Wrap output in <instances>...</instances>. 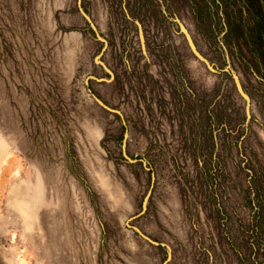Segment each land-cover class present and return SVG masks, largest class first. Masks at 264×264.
<instances>
[{"label": "rangeland", "instance_id": "374dc122", "mask_svg": "<svg viewBox=\"0 0 264 264\" xmlns=\"http://www.w3.org/2000/svg\"><path fill=\"white\" fill-rule=\"evenodd\" d=\"M0 264H264V0H0Z\"/></svg>", "mask_w": 264, "mask_h": 264}, {"label": "water", "instance_id": "95a60500", "mask_svg": "<svg viewBox=\"0 0 264 264\" xmlns=\"http://www.w3.org/2000/svg\"><path fill=\"white\" fill-rule=\"evenodd\" d=\"M177 23H178V26H179V30L180 32L184 35L185 39L187 40L190 48H191V52L193 53V55L198 58L199 60L203 61L207 67H209V69L211 70H215V68L213 67V65H211L209 63V61L199 52V50L197 49L192 37H191V34L189 33V31L187 30V28L182 24L181 21H179L178 19H176ZM94 26V25H93ZM95 34H96V37L99 38V39H102L104 41V43H106V40L104 38H101V36L99 35V33L97 31H95ZM143 45V44H142ZM146 50V49H145ZM94 79L98 80V81H101V80H104L105 78H98V77H94ZM235 85L237 87V89L240 91V93L245 97V105H246V110L248 111L249 110V104H250V97L248 95V93L243 89L242 85H241V82L239 81L238 79V76L235 74ZM94 99L95 101H97L100 105L106 107L109 109V107H107L106 105H104L102 103V101L97 98L96 96H94ZM247 117H250V112L249 114H247ZM129 160H131V158H128ZM135 217V216H133ZM132 217V218H133ZM143 237H145L147 240L151 241L152 243L154 244H157V242L153 241V240H150L149 238H147L143 233L139 232Z\"/></svg>", "mask_w": 264, "mask_h": 264}, {"label": "flooded vegetation", "instance_id": "af4514ba", "mask_svg": "<svg viewBox=\"0 0 264 264\" xmlns=\"http://www.w3.org/2000/svg\"><path fill=\"white\" fill-rule=\"evenodd\" d=\"M141 23V22H140ZM140 23L139 22H137V24H138V29H139V41H140V45H141V47H142V50L145 52V49H146V47H145V37H144V34H143V30H142V24L140 25ZM140 32L142 33V36H143V43H142V40H141V35H140ZM139 41H138V43H139ZM143 44V45H142ZM140 45H139V47H140ZM189 46V45H188ZM141 50V49H140ZM191 50V49H190Z\"/></svg>", "mask_w": 264, "mask_h": 264}, {"label": "trees", "instance_id": "16d2710c", "mask_svg": "<svg viewBox=\"0 0 264 264\" xmlns=\"http://www.w3.org/2000/svg\"><path fill=\"white\" fill-rule=\"evenodd\" d=\"M257 200H258V197H257ZM258 206H261V205H258ZM259 210V209H258ZM257 245V244H256ZM257 246H259V244L257 245ZM250 249H252L254 246H253V244H250ZM258 249H260V247L258 248Z\"/></svg>", "mask_w": 264, "mask_h": 264}, {"label": "bare ground", "instance_id": "6f19581e", "mask_svg": "<svg viewBox=\"0 0 264 264\" xmlns=\"http://www.w3.org/2000/svg\"><path fill=\"white\" fill-rule=\"evenodd\" d=\"M140 35H141V40H142V43H143V36H142V33L140 32ZM187 41V40H186ZM188 43V42H187ZM189 45V44H188ZM190 48V46H189ZM191 49V48H190ZM209 68V67H208ZM240 92V91H239ZM241 94V93H240ZM242 95V94H241Z\"/></svg>", "mask_w": 264, "mask_h": 264}]
</instances>
